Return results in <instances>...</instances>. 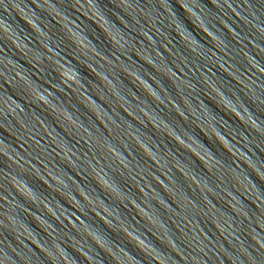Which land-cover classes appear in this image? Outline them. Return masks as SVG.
<instances>
[{
    "label": "water",
    "instance_id": "1",
    "mask_svg": "<svg viewBox=\"0 0 264 264\" xmlns=\"http://www.w3.org/2000/svg\"><path fill=\"white\" fill-rule=\"evenodd\" d=\"M0 264H264V0H0Z\"/></svg>",
    "mask_w": 264,
    "mask_h": 264
}]
</instances>
